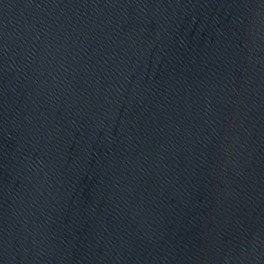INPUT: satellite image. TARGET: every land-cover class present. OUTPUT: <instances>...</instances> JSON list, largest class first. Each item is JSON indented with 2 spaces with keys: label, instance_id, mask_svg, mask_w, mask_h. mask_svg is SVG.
Listing matches in <instances>:
<instances>
[{
  "label": "water",
  "instance_id": "95a60500",
  "mask_svg": "<svg viewBox=\"0 0 264 264\" xmlns=\"http://www.w3.org/2000/svg\"><path fill=\"white\" fill-rule=\"evenodd\" d=\"M0 264H264V0H0Z\"/></svg>",
  "mask_w": 264,
  "mask_h": 264
}]
</instances>
